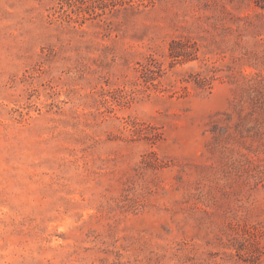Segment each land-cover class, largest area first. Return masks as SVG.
Listing matches in <instances>:
<instances>
[{
  "label": "rangeland",
  "instance_id": "374dc122",
  "mask_svg": "<svg viewBox=\"0 0 264 264\" xmlns=\"http://www.w3.org/2000/svg\"><path fill=\"white\" fill-rule=\"evenodd\" d=\"M0 264H264V4L0 0Z\"/></svg>",
  "mask_w": 264,
  "mask_h": 264
},
{
  "label": "trees",
  "instance_id": "16d2710c",
  "mask_svg": "<svg viewBox=\"0 0 264 264\" xmlns=\"http://www.w3.org/2000/svg\"><path fill=\"white\" fill-rule=\"evenodd\" d=\"M258 2H260L261 4H264V0H258Z\"/></svg>",
  "mask_w": 264,
  "mask_h": 264
}]
</instances>
